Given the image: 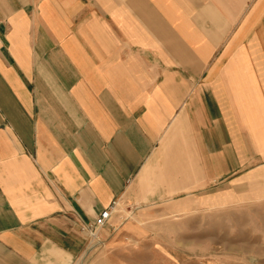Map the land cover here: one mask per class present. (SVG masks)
<instances>
[{"label": "crops", "instance_id": "0c3cea01", "mask_svg": "<svg viewBox=\"0 0 264 264\" xmlns=\"http://www.w3.org/2000/svg\"><path fill=\"white\" fill-rule=\"evenodd\" d=\"M245 180L264 202V0H0V264Z\"/></svg>", "mask_w": 264, "mask_h": 264}, {"label": "rangeland", "instance_id": "374dc122", "mask_svg": "<svg viewBox=\"0 0 264 264\" xmlns=\"http://www.w3.org/2000/svg\"><path fill=\"white\" fill-rule=\"evenodd\" d=\"M249 196L245 180L143 208L120 201L118 225L88 236L70 264H264V202Z\"/></svg>", "mask_w": 264, "mask_h": 264}, {"label": "built area", "instance_id": "2783aa9c", "mask_svg": "<svg viewBox=\"0 0 264 264\" xmlns=\"http://www.w3.org/2000/svg\"><path fill=\"white\" fill-rule=\"evenodd\" d=\"M118 206L117 201H113L108 207L103 208L94 218L93 222L85 227L87 235L93 238L98 235L99 230L104 228L110 221L112 214L116 211Z\"/></svg>", "mask_w": 264, "mask_h": 264}, {"label": "bare ground", "instance_id": "6f19581e", "mask_svg": "<svg viewBox=\"0 0 264 264\" xmlns=\"http://www.w3.org/2000/svg\"><path fill=\"white\" fill-rule=\"evenodd\" d=\"M96 237H97V234L93 238H96Z\"/></svg>", "mask_w": 264, "mask_h": 264}]
</instances>
